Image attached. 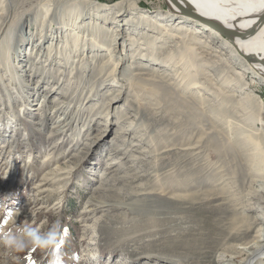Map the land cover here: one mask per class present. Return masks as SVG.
<instances>
[{
	"label": "rangeland",
	"instance_id": "374dc122",
	"mask_svg": "<svg viewBox=\"0 0 264 264\" xmlns=\"http://www.w3.org/2000/svg\"><path fill=\"white\" fill-rule=\"evenodd\" d=\"M118 1L0 0V230L60 225L65 264H245L264 174L243 134L264 147V80L207 34L187 89L173 41L127 23L168 0ZM29 256L49 264L0 245V264Z\"/></svg>",
	"mask_w": 264,
	"mask_h": 264
},
{
	"label": "bare ground",
	"instance_id": "6f19581e",
	"mask_svg": "<svg viewBox=\"0 0 264 264\" xmlns=\"http://www.w3.org/2000/svg\"><path fill=\"white\" fill-rule=\"evenodd\" d=\"M168 2L170 6L169 11L163 14L165 17L160 14L154 16L142 12L135 15L136 18L128 19L127 23H130V21H136L137 24L146 23L158 34H151L150 36L157 37L159 41L164 43L170 40L173 41L174 45L170 43V46L175 47V51L173 54H169L168 59H173L174 56L177 57L180 54V62L185 72L183 79L189 77L185 83L187 89H202L195 76L197 77L199 73L200 68L198 67H203L204 62L209 63V61L207 62L203 58L204 55L195 46L205 45L207 41L201 39V37L207 34V37L213 43L219 42L223 49L236 56L238 65L244 67L247 71H252L259 76L258 78L264 80V64L259 60L264 58V0H168ZM110 9H117V16H121L129 10H137V5L130 0L118 1L115 6H110ZM47 10H50V8L47 7ZM223 32H227L229 35L227 36ZM79 36L78 33L73 36V38L77 37L74 39L75 47L79 45ZM182 47L189 53H181L183 51ZM204 47L212 49L209 44ZM8 54L7 58L10 56V52ZM8 68H13V66L8 64ZM194 69L196 72L192 73ZM227 83L230 85L232 81L228 80ZM195 85L196 87H194ZM246 97L247 107L249 106L253 111H258L259 101L257 95L247 93ZM255 104L257 105L256 108H254ZM0 131L4 132L1 123ZM243 135L244 138H249V141H254L250 142L252 146L249 148L251 151H249L251 157L250 168L256 173L262 172L264 174V147H262V142L254 139L251 134ZM258 183L262 190L258 198H260L261 203H264V179L259 180ZM260 210L263 211L262 215L249 217L248 224L251 225V228L259 223L264 225V207ZM251 242L246 243L239 250V252L247 251L248 253L249 258L246 259L245 264H252L257 256V258H262L261 255L264 254V226L260 228V233L256 236L254 242ZM225 263H227L225 259L220 260V264Z\"/></svg>",
	"mask_w": 264,
	"mask_h": 264
},
{
	"label": "clouds",
	"instance_id": "9594fccd",
	"mask_svg": "<svg viewBox=\"0 0 264 264\" xmlns=\"http://www.w3.org/2000/svg\"><path fill=\"white\" fill-rule=\"evenodd\" d=\"M66 236L67 230L62 229L60 225L54 227L46 235L30 227L19 229L16 232L0 230V245L16 252L28 250L29 255L39 248L49 254V264H65L66 253H63L61 249Z\"/></svg>",
	"mask_w": 264,
	"mask_h": 264
},
{
	"label": "snow or ice",
	"instance_id": "6c2138e0",
	"mask_svg": "<svg viewBox=\"0 0 264 264\" xmlns=\"http://www.w3.org/2000/svg\"><path fill=\"white\" fill-rule=\"evenodd\" d=\"M11 217V213H9V216L8 218ZM4 223H7V219L4 221ZM28 261H29V264H36V261L34 259H32L31 256L27 257Z\"/></svg>",
	"mask_w": 264,
	"mask_h": 264
},
{
	"label": "water",
	"instance_id": "95a60500",
	"mask_svg": "<svg viewBox=\"0 0 264 264\" xmlns=\"http://www.w3.org/2000/svg\"><path fill=\"white\" fill-rule=\"evenodd\" d=\"M223 34H225V35H229L227 32H223ZM257 59V58H256ZM260 60V62H263V64H264V58H261V59H259Z\"/></svg>",
	"mask_w": 264,
	"mask_h": 264
}]
</instances>
